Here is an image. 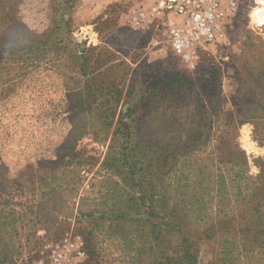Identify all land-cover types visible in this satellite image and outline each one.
<instances>
[{
	"label": "rangeland",
	"instance_id": "374dc122",
	"mask_svg": "<svg viewBox=\"0 0 264 264\" xmlns=\"http://www.w3.org/2000/svg\"><path fill=\"white\" fill-rule=\"evenodd\" d=\"M160 1L0 0V264H264V0Z\"/></svg>",
	"mask_w": 264,
	"mask_h": 264
},
{
	"label": "built area",
	"instance_id": "2783aa9c",
	"mask_svg": "<svg viewBox=\"0 0 264 264\" xmlns=\"http://www.w3.org/2000/svg\"><path fill=\"white\" fill-rule=\"evenodd\" d=\"M239 0H161L154 10L165 12L170 45L189 61L197 48L219 41L225 23L235 14Z\"/></svg>",
	"mask_w": 264,
	"mask_h": 264
},
{
	"label": "trees",
	"instance_id": "16d2710c",
	"mask_svg": "<svg viewBox=\"0 0 264 264\" xmlns=\"http://www.w3.org/2000/svg\"><path fill=\"white\" fill-rule=\"evenodd\" d=\"M83 51L85 52V50H83ZM138 147H139V144L136 143L135 146L133 148H131L130 151H135V150H137ZM185 257H187V251H186V248L184 247L183 248V252L181 253V255H179V257L176 258L178 260H177V262L175 264H197L196 259L187 260V258H185Z\"/></svg>",
	"mask_w": 264,
	"mask_h": 264
},
{
	"label": "bare ground",
	"instance_id": "6f19581e",
	"mask_svg": "<svg viewBox=\"0 0 264 264\" xmlns=\"http://www.w3.org/2000/svg\"><path fill=\"white\" fill-rule=\"evenodd\" d=\"M259 21H260L261 23H264V10H262V11L260 12V14H259Z\"/></svg>",
	"mask_w": 264,
	"mask_h": 264
}]
</instances>
